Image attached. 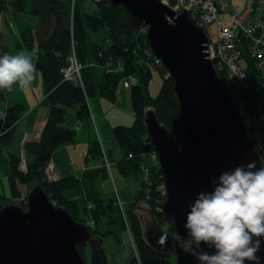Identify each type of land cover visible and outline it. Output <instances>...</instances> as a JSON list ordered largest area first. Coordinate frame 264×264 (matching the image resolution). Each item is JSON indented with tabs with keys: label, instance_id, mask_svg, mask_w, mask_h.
Segmentation results:
<instances>
[{
	"label": "trees",
	"instance_id": "trees-1",
	"mask_svg": "<svg viewBox=\"0 0 264 264\" xmlns=\"http://www.w3.org/2000/svg\"><path fill=\"white\" fill-rule=\"evenodd\" d=\"M84 2L85 0H75V6L72 7V0H0V15L6 10H11L37 16L34 31L37 51L34 61L44 86L42 104L48 109V117L40 130L38 140H29L24 144L25 171L19 168L20 156L10 150L14 126L24 109L19 104L7 106L0 117V166L7 177L10 191L9 197L0 194V208L10 204L4 203V200L21 197L19 185H39L55 206L65 208L75 220L87 223L90 228V240L84 246L77 245L85 263L109 264L103 241L109 234L116 237V233L110 228L100 231L98 227L100 224H106L124 228V221L113 199H104L98 192L96 181L109 177L107 169L100 167L59 178H49L46 173L52 153L58 147L76 141L75 130L61 123L69 110H73L77 121L88 119L89 97L97 96L110 103L114 102L118 83L124 76L133 75L137 80L130 88L133 122L130 125H117L112 130L114 140L122 151L116 162L118 173L123 178L137 179L140 176L143 155L151 150L144 124L147 106L153 107L157 120L168 129L178 144L184 130L180 107L173 89L174 81L169 75L165 76L163 67H156L151 63L153 55L149 51L146 52V26L123 5H111L109 0H97L95 9L88 11L83 6ZM102 29L105 31V41L94 42L88 38V33ZM20 35L22 42L17 41V45L33 48L34 35L31 29H24ZM72 46L83 66L81 84L64 80L61 73ZM4 53L1 33L0 55ZM107 61L112 67L120 64L122 70H108L105 67ZM152 68H158L162 74L156 97H152L148 91ZM219 74L217 75L220 77ZM3 100L5 95L0 90V102ZM243 105L246 110L243 118L246 134L251 140L254 138L252 132L255 131L262 137L261 149L257 151L261 163L264 164V124L258 121L260 113L264 112V88L255 95H246ZM245 118H248L250 123H247ZM95 143L91 142L86 161L99 157L100 152ZM148 172L149 181L140 179L135 196L141 198L146 194L153 217L164 227L163 230L174 234L172 220L166 218L161 211L153 210L156 204H160L156 185L163 178L162 171L157 163H151L148 165ZM79 197L83 198L82 207ZM22 206L20 207L25 209L26 203ZM127 221L136 248V256L129 264H171L167 259V252L158 251L148 244L142 232L140 217L136 213L129 211ZM86 246L90 249L89 260L85 256Z\"/></svg>",
	"mask_w": 264,
	"mask_h": 264
},
{
	"label": "water",
	"instance_id": "water-1",
	"mask_svg": "<svg viewBox=\"0 0 264 264\" xmlns=\"http://www.w3.org/2000/svg\"><path fill=\"white\" fill-rule=\"evenodd\" d=\"M109 2L123 5L146 26L148 47L174 81L184 130L178 144L154 111L146 109L145 129L165 188L161 211L172 220L175 232H166V243L161 245L158 240L165 230L152 226L146 231V241L161 252L173 249L177 264H207L199 257L214 255L215 246L193 240L185 227L187 214L201 193L214 191L222 174H232L237 168L258 171L262 167L259 153L207 57L205 30L185 11L176 13L161 0ZM253 162L255 167L249 169ZM91 235L87 223L55 206L42 187L35 185L25 209L13 203L0 208V264H86L77 245H86ZM250 247H256L253 255L259 260L245 259L243 264H264V236L252 237Z\"/></svg>",
	"mask_w": 264,
	"mask_h": 264
},
{
	"label": "built area",
	"instance_id": "built-area-1",
	"mask_svg": "<svg viewBox=\"0 0 264 264\" xmlns=\"http://www.w3.org/2000/svg\"><path fill=\"white\" fill-rule=\"evenodd\" d=\"M161 1L176 13L185 11L197 26L205 30L208 40L207 57L211 60L216 73H220L218 77L230 103L244 118L245 96L255 95L264 88V0H239L231 5L227 0ZM220 14H223V17ZM213 25L216 27V35L210 38L207 29ZM148 51L152 53L149 47L146 52ZM151 63L156 67H164L161 60L154 55ZM82 67L72 46L66 64L61 68L63 79L81 84ZM105 67L108 70H122L120 64L112 67L109 61ZM121 82L124 87L130 89L137 80L133 75H126ZM258 121L264 124V112L260 113ZM258 135L259 133L255 131L253 139ZM253 145L256 150L261 149V142L257 143L255 140ZM148 154L153 163L158 161L152 146ZM261 165L264 167V164ZM49 167L50 164L47 168ZM161 196H165L164 185L161 188Z\"/></svg>",
	"mask_w": 264,
	"mask_h": 264
},
{
	"label": "clouds",
	"instance_id": "clouds-1",
	"mask_svg": "<svg viewBox=\"0 0 264 264\" xmlns=\"http://www.w3.org/2000/svg\"><path fill=\"white\" fill-rule=\"evenodd\" d=\"M33 54L21 50L16 54L0 55V90L14 85L29 89L36 79ZM150 141V140H149ZM255 162L248 165L251 169ZM185 227L197 244L211 242L214 255H201L207 264H243L245 259L256 260V247H249L252 237L264 236V167L258 171L224 173L219 184L209 194L201 193L191 206ZM167 227V226H165ZM166 231L158 243H166ZM258 241L256 245L258 246Z\"/></svg>",
	"mask_w": 264,
	"mask_h": 264
},
{
	"label": "crops",
	"instance_id": "crops-1",
	"mask_svg": "<svg viewBox=\"0 0 264 264\" xmlns=\"http://www.w3.org/2000/svg\"><path fill=\"white\" fill-rule=\"evenodd\" d=\"M5 12L0 15V34L2 33V36H4L5 28H7L8 31L14 35L15 27L13 24L20 18L21 22L17 23L19 33L26 28H30L34 35V42V38L36 37L34 31L37 20L33 16L18 12ZM88 38L94 42L98 41L92 38L91 32L88 33ZM103 40L105 41V34H102L101 41ZM1 91H3L5 95V100L0 102V109L2 112L7 106L15 104L21 105L24 109L22 116L14 126V137L10 148L12 153L21 157L24 153L23 147L25 142L29 140H38L40 130L48 117V109L42 104V99L44 97L43 81L42 78L36 74L35 81L27 90H21L18 86L14 85L11 90ZM123 91L127 92L123 94ZM127 96H129V99H127ZM87 101L90 110L89 115L92 116V121L90 120L91 118L77 121L73 110L67 113L70 115H68L69 118L63 125L75 130L76 141L72 144L62 145L52 153L49 163L52 167L54 178L76 174L78 171L85 170L88 166L92 168L96 167L99 161L95 158H90V160L85 163V157L91 142H96L95 145H98V142L101 143L103 150H106L107 154L111 151H117V145L114 141L112 132L113 127L117 125H130L133 122L134 117L130 101V89L123 85L117 90L116 99L112 103L97 96L89 97ZM123 105L126 107L125 111L122 110ZM76 125H79L77 129H75ZM116 156L117 154H114L112 158ZM113 175L118 178V183H120L121 187L126 184V178H123L120 174L115 172H113ZM107 179L108 178L102 180L99 186L102 187L103 191L108 195L109 193L111 194V191ZM128 182L130 189H133L135 187L134 183H132L131 180H128ZM79 199L80 197L78 200ZM107 226L111 227V225L101 224L98 229L103 231ZM112 230H114V228ZM106 237L111 236L107 235ZM123 237L126 243L125 247L121 245L123 248L122 253L115 260H108L109 264H129L133 259V253L135 252L134 247L129 238H127L126 232L123 233ZM114 240L117 241L118 238L114 237Z\"/></svg>",
	"mask_w": 264,
	"mask_h": 264
},
{
	"label": "rangeland",
	"instance_id": "rangeland-1",
	"mask_svg": "<svg viewBox=\"0 0 264 264\" xmlns=\"http://www.w3.org/2000/svg\"><path fill=\"white\" fill-rule=\"evenodd\" d=\"M95 1H97V0H85L83 6H85V8L88 11L94 10L95 7H96ZM227 1H228L227 3H229L231 5V4L237 3L239 0H227ZM73 6H75V0H72V7ZM6 11H11V10H6ZM228 11H230V8L228 9ZM5 13H7V12H5ZM18 13L29 15V16H33L37 20V16H35V15L24 13V12H18ZM220 16L223 17V14H220ZM18 22H21L20 18H18L16 23L13 24L14 27H15V34L14 35H12L8 31V29L5 28V35L3 36V44L5 46V53L16 54L17 52H19L21 50H25V51H28V52L32 53L33 54V58L35 60V52L37 51V38L36 37L34 38L33 48H26L25 46H22L21 44H20V46H18L17 43H16L17 42L16 40H18V42H20V43L22 42L21 41V35H20L19 31H18V25H17ZM207 30H208V35H209L210 38L214 37L216 35V27L214 25L209 27ZM102 34H105V31L103 29L100 30L99 32H91L92 38L93 39H97L98 42H101ZM37 75L39 77H41L39 72H37ZM161 82H162V74H161L160 70H158V68H152V75H151V79H150L149 84H148V91H149V93H150V95L152 97H156L157 96L159 88L161 86ZM122 85L123 84L120 81L118 83V85H117L116 93H117V90L120 87H122ZM126 92L127 91H123V94H125ZM127 95H128V93H127ZM127 99H129V96H127ZM147 108L153 109L152 106H147L146 109ZM122 110L123 111L126 110V107L124 105L122 106ZM3 112L0 109V117L3 116ZM68 115H70V114L66 115V117H65L66 120L64 119V121L61 123V125L66 123L67 119L69 118ZM89 119L92 121V116L91 115H89ZM245 121L247 123H250L248 118H245ZM78 127H79V125H76L75 129H77ZM252 135H254V132H252ZM259 136L260 135H258V137H255V139H252V141L255 142V140H256L257 143H260L262 141V137H259ZM113 137H114V134H113ZM115 143H116V141H115ZM116 145H117V149L118 150L117 151H111V152H109V154H107L106 150L105 151L103 150L102 144L98 142V145H95V147H96V149L99 150L100 154H99V157H96V158L94 157L95 159H97L99 161L98 165L96 167H94V168L88 166L85 170H83V171L93 170V169H97V168H100V167H102V168L104 167L105 169L108 168L107 171L109 173V177L107 176L108 177L107 181L110 184L111 194L109 193L107 195L105 193V191H103L102 187L99 186V184L102 181H100V180L96 181L95 180L97 188H98V192H99V194H102V197L104 199H109V198L113 199L112 201H113L114 205L118 208V211H119V213L122 216L123 221H124L123 222L124 228H122L119 225L118 226L114 225V226H111V227L107 226V228H112V229L114 228V231L116 232L115 236L118 238V240L115 241L114 240V236L112 234H109V236H111V237L104 238L103 245H104V248L107 250L108 260H115L122 253L123 248L121 247V245L123 247H125V243H126V241H125V239L123 237V233L124 232H126L127 238H129L132 246L134 247V251L135 252L133 253V256L134 257L136 256V248H135V245H134V240H133V236H132V232H131V227L128 224V221H127V217H128L129 211H132V212L136 213L140 217L141 228H142V232H143L144 237H146V231L149 228H151L152 226H157L160 229H164V227L161 226L156 221V219L153 217L151 209L149 208V205L147 203L146 194H145V197H141V198H137L135 196V193H136V191L139 188V183L138 182L140 181V179H144L147 182L149 181L150 175H149V172H148V165L153 162L152 159L150 158V155L148 153H145L143 155L144 160H143V163H142V166H141L142 171L140 173V176L137 179H133L132 177L126 178L127 179L126 184L123 185V187H121L120 183H118L119 182L118 178L116 176L114 177V175H113V172L119 174L118 171H117V168H116V162L120 158L121 152H122L120 150V145L117 144V143H116ZM23 152H25L24 151V147H23ZM114 154H117V156L112 158V156H114ZM91 159H93V157ZM89 160L90 159H88V161ZM88 161L85 160V163H87ZM155 163L158 164V161H156ZM19 168L21 170H24V171L26 170V156H25V153H23V155L20 157ZM83 171H78L76 174H80ZM46 173H47L49 178H53L54 177V175L52 174V167L51 166L49 168H47V172ZM128 180H131L132 183H134L135 187L133 189H130ZM163 185H164V183H163V178H162V180L159 181V183L156 185V191H159V192H157V194H158L157 198H159V203L160 204L163 202V200L165 198V197L161 196V188L163 187ZM32 187H33V184H30V185H19V189H20V192H21V197L12 198V199H6V200H4V203L5 202L6 203H13V204H17L18 206L24 205L26 203L27 193L30 190V188H32ZM0 194L2 196H5V197H9V195H10L9 186H8V180H7L6 175L4 174V170H3V168L1 166H0ZM116 196H117V198H116ZM157 201H158V199H157ZM79 204L82 207L83 198L79 199ZM160 204H156L154 206L153 210L156 211V212H160L161 211V205ZM181 244H182V246L184 248H187L188 245H189L188 243L183 242V241H181ZM166 252H167L168 261L171 264H177L176 263L175 253H174L173 249H170V250H168ZM85 256H86L87 260L90 259V249H89L88 246H86Z\"/></svg>",
	"mask_w": 264,
	"mask_h": 264
},
{
	"label": "bare ground",
	"instance_id": "bare-ground-1",
	"mask_svg": "<svg viewBox=\"0 0 264 264\" xmlns=\"http://www.w3.org/2000/svg\"><path fill=\"white\" fill-rule=\"evenodd\" d=\"M166 74L168 75V72H167V71L165 72V75H166Z\"/></svg>",
	"mask_w": 264,
	"mask_h": 264
}]
</instances>
